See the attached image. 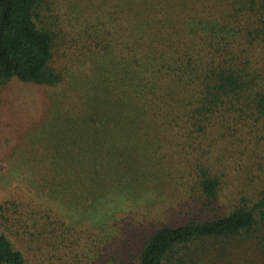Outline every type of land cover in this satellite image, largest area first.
<instances>
[{"label":"rangeland","instance_id":"rangeland-1","mask_svg":"<svg viewBox=\"0 0 264 264\" xmlns=\"http://www.w3.org/2000/svg\"><path fill=\"white\" fill-rule=\"evenodd\" d=\"M256 8V0L39 1L35 20L52 34L50 67L60 81L0 86V233L23 264H137L155 229L256 202L264 130L240 129L226 108L203 131L184 120L183 132L173 125L176 134L159 137L153 151L141 146L139 160L127 150L106 153L113 142L92 126L102 119L107 127L114 119L109 108L122 101L118 45H170L178 62L192 54L197 66L217 49L222 60L228 53L237 58L235 68L256 61L263 75ZM176 75L180 87L194 77L187 70ZM205 160L221 186L206 204L195 184V166ZM164 264H264V228L257 223L238 235L195 239L175 247Z\"/></svg>","mask_w":264,"mask_h":264},{"label":"trees","instance_id":"trees-1","mask_svg":"<svg viewBox=\"0 0 264 264\" xmlns=\"http://www.w3.org/2000/svg\"><path fill=\"white\" fill-rule=\"evenodd\" d=\"M39 1L0 0V86L11 81L52 86L60 81L59 74L50 67L52 34L39 28L35 20ZM256 4L263 22L254 38L264 43V0H256ZM226 47L227 51L231 49ZM116 49L117 64L123 62L117 74L123 85L122 101L109 108L114 119L105 121L107 127L101 125L100 115L101 121L92 125L98 127L97 136L113 142L106 153L112 155L127 150L132 159L139 160L141 146L153 151L152 144L159 137L176 134L173 125L178 126L177 132H183L187 128L184 121H187L189 127L203 131L224 108V114L233 116L240 129L251 131L260 127V131L264 130V74L257 73L256 61L245 59L235 68V56L228 53L222 60L215 49V56L197 66L192 54H186L185 60L178 57V62L170 45L150 46L149 49L118 45ZM251 65L254 71H248ZM186 70L194 74L191 80L182 82L187 88L180 87L181 81L176 78V73L183 74ZM173 80L176 82L172 83ZM179 120H182L181 127L176 123ZM159 149L164 150L163 143ZM197 167L198 196L205 204L210 203L217 199L220 180L215 172H210L211 165L206 160L198 162ZM190 170L189 167L188 176ZM242 201L246 200L242 198ZM257 223L264 228V179L257 200L251 206L243 204L220 217L194 220L180 226H161L152 231L141 247L137 264H164L179 245L198 238L238 235ZM23 262L21 252L13 249L7 237L0 233V264Z\"/></svg>","mask_w":264,"mask_h":264}]
</instances>
